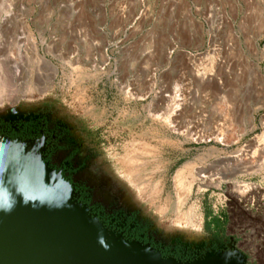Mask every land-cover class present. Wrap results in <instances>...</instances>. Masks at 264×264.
Wrapping results in <instances>:
<instances>
[{
  "label": "rangeland",
  "instance_id": "1",
  "mask_svg": "<svg viewBox=\"0 0 264 264\" xmlns=\"http://www.w3.org/2000/svg\"><path fill=\"white\" fill-rule=\"evenodd\" d=\"M217 48L221 88L196 76ZM261 76L264 0H0V111L62 124L166 242L201 245L219 225L251 264H264ZM180 87L185 137L174 130ZM201 170L214 184L188 193Z\"/></svg>",
  "mask_w": 264,
  "mask_h": 264
},
{
  "label": "water",
  "instance_id": "2",
  "mask_svg": "<svg viewBox=\"0 0 264 264\" xmlns=\"http://www.w3.org/2000/svg\"><path fill=\"white\" fill-rule=\"evenodd\" d=\"M73 198L39 147L0 139V264H247L240 251L164 257L150 244L109 231Z\"/></svg>",
  "mask_w": 264,
  "mask_h": 264
},
{
  "label": "flooded vegetation",
  "instance_id": "3",
  "mask_svg": "<svg viewBox=\"0 0 264 264\" xmlns=\"http://www.w3.org/2000/svg\"><path fill=\"white\" fill-rule=\"evenodd\" d=\"M67 130L62 124L53 122L47 115L24 109L0 111V139L27 142L41 149L42 160L68 182L74 192V200L89 210L109 231L122 235L127 240L150 244L164 257L186 260L200 258L208 252H222L236 256L237 251L245 254L233 236L219 225L213 237L196 246L181 243L170 244L143 219L131 203L127 192L120 190L118 182L99 171L95 175L90 164L91 157L84 155L78 145L66 141ZM246 256V254H245ZM247 257V256H246ZM248 258V257H247ZM247 264H251L247 260Z\"/></svg>",
  "mask_w": 264,
  "mask_h": 264
},
{
  "label": "bare ground",
  "instance_id": "4",
  "mask_svg": "<svg viewBox=\"0 0 264 264\" xmlns=\"http://www.w3.org/2000/svg\"><path fill=\"white\" fill-rule=\"evenodd\" d=\"M238 38V37H237ZM239 40V38H238ZM218 49V48H217ZM213 49L212 51V54H209V57H210V62H209V65H206L204 66L203 69H196V76L198 77L197 80L199 83H205V84H208V85H212L214 86L215 88H221L222 85H223V79L221 77H218L217 76V71L219 70L220 72L225 70V68L227 67L226 65H224V60L221 58L220 56V49ZM217 51V52H216ZM40 56V55H38ZM40 58L45 61V63L49 64L54 71H56L57 67L49 60L47 59L46 57L44 56H40ZM227 63V62H226ZM225 63V64H226ZM260 73V71H259ZM200 75V76H199ZM261 81H262V84L264 85V77L261 76ZM198 91V90H197ZM196 91V92H197ZM189 96V95H188ZM176 100H177V103H176V108L178 109L177 113H176V119L178 120H175L176 122V125H175V128L174 130L179 134V135H183V137L185 136H190V134L192 133L191 131V128L188 127L187 124H185V121L183 120V110L184 108L186 107L188 101H187V91L184 89V88H179L178 91H177V94H176ZM157 113L155 116H159V117H163V118H166V119H170V116L169 115H165L164 113H158V112H155ZM195 135V133H194ZM217 137V136H216ZM260 141L262 142V145H263V150H264V136H262L260 138ZM254 152V151H253ZM256 152V151H255ZM254 152V153H255ZM253 154V153H252ZM256 155V154H254ZM253 155V156H254ZM263 163H264V160H263ZM260 164V163H259ZM249 168V167H248ZM251 168V166H250ZM245 170V169H244ZM194 171V170H193ZM182 170H179L177 172V178H176V181L178 182V177L179 179L181 178V175H182ZM218 174V173H217ZM215 175V174H214ZM184 176V175H183ZM182 176V177H183ZM212 174L207 171V170H201L199 172H192L191 173V180H189L187 182V190L185 189V191H187L188 193L190 192V190L192 189V187L194 186V184L197 182V181H202L203 183H213V178H212ZM210 179V181H209ZM182 181V180H181ZM179 183V182H178ZM183 183V182H182ZM182 183H179V184H182ZM222 183V178L218 179L217 180V185L218 184H221ZM214 184V183H213ZM208 185V184H207ZM235 185H239V188H242L243 189H250L251 186L249 184H243V185H240V182H237L235 183ZM234 185V186H235ZM253 186V185H252ZM185 187V186H184ZM187 193V194H188Z\"/></svg>",
  "mask_w": 264,
  "mask_h": 264
}]
</instances>
